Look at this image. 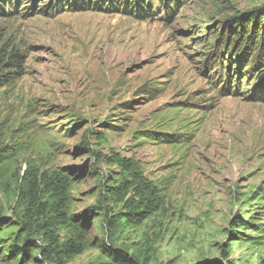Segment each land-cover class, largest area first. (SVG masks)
I'll return each instance as SVG.
<instances>
[{"label": "rangeland", "instance_id": "rangeland-1", "mask_svg": "<svg viewBox=\"0 0 264 264\" xmlns=\"http://www.w3.org/2000/svg\"><path fill=\"white\" fill-rule=\"evenodd\" d=\"M18 1L0 11V46L23 55L16 79L0 90V146L18 148L21 173L26 161L42 170L86 166L73 191L82 213L97 203L93 168L111 173L79 147L135 158L166 187L167 204L122 241L163 262L219 257L230 230L253 211L262 217L264 201L252 192L264 190V92L256 74L245 79L240 57L222 58L217 42L225 21L264 0H181L171 4L174 16L163 0H149L147 20L103 5L77 11L73 0L52 8L49 0ZM152 133L181 142L143 138ZM101 227L95 220L94 247L68 264L97 261L110 241ZM252 252L236 244L233 258Z\"/></svg>", "mask_w": 264, "mask_h": 264}, {"label": "trees", "instance_id": "trees-1", "mask_svg": "<svg viewBox=\"0 0 264 264\" xmlns=\"http://www.w3.org/2000/svg\"><path fill=\"white\" fill-rule=\"evenodd\" d=\"M148 1L73 0V8L82 11L102 8L103 5L114 11L125 10L132 16L136 13L141 19L147 20L153 18L152 6ZM163 1L165 8L173 13L168 14L174 16L171 4L179 7L181 0ZM48 2L50 8L55 2L70 4L69 0ZM16 4L20 2L0 0V11L5 5L10 10ZM239 14L223 23V32L217 43L224 41L225 49L220 53L222 58L228 55L229 60H238L237 57H240L239 61L249 67L250 75H246L245 79L248 80L256 74L260 86L257 88L264 92V5L252 12ZM226 30L228 33L224 34ZM215 36V33H211L209 41ZM8 46H0V90L16 79L23 64V55L13 46ZM210 52L211 48L205 54ZM174 136L165 141L153 133L143 138L155 139L159 143L179 144L181 141H174ZM106 139V134L98 136L100 147ZM82 145L87 146V142L84 140ZM85 151L91 152L95 162L105 161L111 174L104 178L103 174L93 168L99 188L97 203L78 213L73 195L75 178L78 171L85 174L86 166L80 169L42 170L26 161L27 167L21 173L22 169L17 162L22 155L18 148L0 146V193L4 194L0 203V261L9 264L71 263L94 247L92 227L95 220L101 219V229L110 241L101 242V253L97 261L90 264H176V260L160 261L156 251L151 249L130 250L122 241L127 231H135L147 219L165 210L166 187L163 188L158 182L149 179L143 166L135 158H126L116 153L106 155L90 148L79 147V152ZM259 190L257 188L252 194L256 197L255 201L261 203L264 201V190L261 193ZM9 211L12 217L6 216ZM254 215L255 211L251 212L249 220H242L237 225L238 229L230 230L227 246L220 250L219 257H203L194 264H264V255H259L264 250V212L259 219ZM252 233L256 235L253 236ZM236 244L238 248L247 245L253 250L252 254L249 257L233 258V247Z\"/></svg>", "mask_w": 264, "mask_h": 264}]
</instances>
